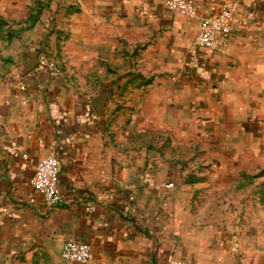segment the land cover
<instances>
[{
	"label": "crops",
	"instance_id": "1",
	"mask_svg": "<svg viewBox=\"0 0 264 264\" xmlns=\"http://www.w3.org/2000/svg\"><path fill=\"white\" fill-rule=\"evenodd\" d=\"M53 1L0 30V264H74L67 240L85 264H264V0H193L232 11L212 53L165 0ZM50 150L54 206L29 184Z\"/></svg>",
	"mask_w": 264,
	"mask_h": 264
},
{
	"label": "built area",
	"instance_id": "2",
	"mask_svg": "<svg viewBox=\"0 0 264 264\" xmlns=\"http://www.w3.org/2000/svg\"><path fill=\"white\" fill-rule=\"evenodd\" d=\"M164 5L169 10L190 20H197L196 46L198 49L205 53H212L224 48L233 20V14L229 7L222 5L217 11L201 13L193 0H165ZM260 47L264 49V36L261 39ZM58 180L59 162L55 151L50 150L35 164L29 184L43 202L54 206L58 205L62 198ZM172 186V183L165 185V187ZM60 257L70 263L85 264L91 258V247L86 242L67 240L62 246ZM168 264L194 263L183 258H172Z\"/></svg>",
	"mask_w": 264,
	"mask_h": 264
},
{
	"label": "rangeland",
	"instance_id": "3",
	"mask_svg": "<svg viewBox=\"0 0 264 264\" xmlns=\"http://www.w3.org/2000/svg\"><path fill=\"white\" fill-rule=\"evenodd\" d=\"M39 1L40 4H46L47 1L51 0H2L3 5H7L8 7V13L7 15L5 13H0V30L2 38H6L7 36H13L16 33L23 32L25 30H28L29 28L25 27L21 30H17L16 28H12L13 25L16 23H22L24 19H27L28 21H31L33 17L39 15V11H33V8L35 7V2L37 3ZM55 6H58L60 0H54ZM57 4V5H56ZM197 5V4H196ZM18 6V8H16ZM53 6L52 8H54ZM5 12V11H4ZM54 12L51 13V17H53ZM27 23V22H26ZM23 27V26H22ZM20 45L17 43H14L12 47H8V52H14L19 48ZM6 50V49H4ZM18 59L15 60V63L17 64ZM170 188V187H166Z\"/></svg>",
	"mask_w": 264,
	"mask_h": 264
}]
</instances>
